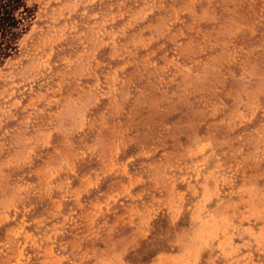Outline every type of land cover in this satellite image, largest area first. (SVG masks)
I'll return each instance as SVG.
<instances>
[{"label": "rangeland", "instance_id": "1", "mask_svg": "<svg viewBox=\"0 0 264 264\" xmlns=\"http://www.w3.org/2000/svg\"><path fill=\"white\" fill-rule=\"evenodd\" d=\"M0 264H264V0H0Z\"/></svg>", "mask_w": 264, "mask_h": 264}]
</instances>
